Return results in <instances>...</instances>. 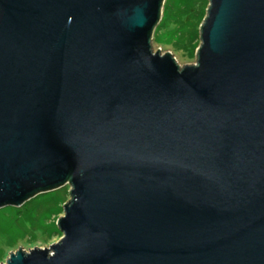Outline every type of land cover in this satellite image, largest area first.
I'll use <instances>...</instances> for the list:
<instances>
[{
  "label": "water",
  "instance_id": "obj_1",
  "mask_svg": "<svg viewBox=\"0 0 264 264\" xmlns=\"http://www.w3.org/2000/svg\"><path fill=\"white\" fill-rule=\"evenodd\" d=\"M164 0H0V208L69 185L1 264H264V0H208L196 63Z\"/></svg>",
  "mask_w": 264,
  "mask_h": 264
},
{
  "label": "rangeland",
  "instance_id": "obj_2",
  "mask_svg": "<svg viewBox=\"0 0 264 264\" xmlns=\"http://www.w3.org/2000/svg\"><path fill=\"white\" fill-rule=\"evenodd\" d=\"M208 0H164L151 35L152 50L170 53L182 67L196 63L199 28ZM69 185L29 198L20 206L0 208V264L17 249H46L60 238L57 221L69 201Z\"/></svg>",
  "mask_w": 264,
  "mask_h": 264
},
{
  "label": "trees",
  "instance_id": "obj_3",
  "mask_svg": "<svg viewBox=\"0 0 264 264\" xmlns=\"http://www.w3.org/2000/svg\"><path fill=\"white\" fill-rule=\"evenodd\" d=\"M60 236H61V234H60ZM60 236H59V237H60Z\"/></svg>",
  "mask_w": 264,
  "mask_h": 264
}]
</instances>
